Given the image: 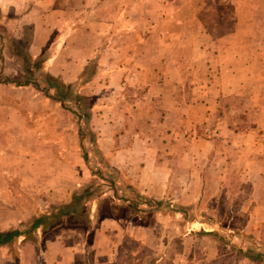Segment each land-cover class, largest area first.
I'll list each match as a JSON object with an SVG mask.
<instances>
[{"label":"rangeland","instance_id":"rangeland-1","mask_svg":"<svg viewBox=\"0 0 264 264\" xmlns=\"http://www.w3.org/2000/svg\"><path fill=\"white\" fill-rule=\"evenodd\" d=\"M32 2L0 0V78L38 81L45 86L48 73L43 69L44 54L34 57L33 53H28V48L18 46L14 49L9 41V38L19 41L23 35L26 24L21 16ZM66 3L70 4V1L61 0L59 5L67 23L78 20L77 8L73 13V5L80 6L82 16L88 17L89 0H76L71 6ZM117 7L115 24L120 31L113 39L103 42L96 53L89 52L93 59L80 77L81 85L73 84V90H80L84 82L95 75L94 64L104 57L105 45L133 46L136 34L125 29V14L117 11ZM128 7L134 12L144 10L148 5L130 0ZM176 11L184 31L173 37L171 46L176 53H161V56L162 59L173 56L182 68L177 83L165 87L166 96H171L174 102L158 104L163 108L170 106V111L159 117L164 119L163 128H174L175 134H185L186 128L187 134L192 131L188 138L196 144L188 147L192 148V170L188 172L186 164L190 162L184 159L187 138L177 136L179 149L172 155L174 159H180L173 166L179 171L177 177L166 182L158 206L146 205L135 214L122 201H117L126 196L123 192L129 185L126 174L119 170L110 176V171L105 168L106 158L97 157L95 147L90 144L88 128L96 138L103 128H108L105 122L109 119L96 117L94 124L82 125L85 128L82 150L78 145L76 149L66 148L69 152L64 157L66 168L72 167L69 171L78 174L74 163L80 156L83 183L76 191L98 186L104 196L87 206L90 223L79 226L81 233L78 238L75 236L77 243L81 241L78 264H228L232 259L227 253H244L249 248L257 250L264 260V128H261L264 125V54L252 51L264 45V0H195L193 5L182 4ZM37 13L43 17V9ZM145 17V14L138 16V26L142 30L138 34L146 33L149 28L150 19ZM152 20L156 22L152 18L150 23ZM191 29L195 32L193 37L188 35ZM204 30H208V35H199ZM197 46L208 47L207 53L193 52L192 48L197 50ZM193 60L202 62L204 68H187ZM221 64L227 66L226 73L220 74ZM231 73H237L239 89L235 94L219 97L220 83L228 80ZM220 75L222 78L219 79ZM231 90L229 88L228 92ZM117 91L127 97L121 100V105L125 106L122 116L127 128L138 126L140 120L134 119L128 111L131 91ZM100 95L99 98H86L89 111L100 110L105 105L108 92L102 89ZM57 106L59 114L57 107L52 109V124L45 127V97L29 87L0 84V176L3 173L7 177L10 175L7 181L0 180V189L3 187L6 191L10 183L13 193L24 194L16 196L18 198L6 195L3 200L7 203L0 199V232L45 213V206L41 207L40 203L35 212L23 214L22 221L19 220L21 216H11L7 212L16 205L25 204L34 196L38 185L45 187V157H53L56 151L45 148L42 140L58 135L53 128H74L77 132L71 113L58 103ZM65 106L74 108L71 101ZM257 125L259 128H253ZM10 128L16 133L13 143L6 138ZM250 129H258L257 144L251 136L249 139L242 137L249 134ZM34 130L39 132L33 139L43 143L31 142L29 134ZM155 134L157 139L161 137V134ZM203 141L208 143L198 146ZM178 151L183 152L179 157L176 156ZM83 152L87 153L86 163ZM105 152L103 148V155ZM253 160L255 162L251 163ZM13 168L17 170L13 171ZM91 169L100 170L103 179L93 176ZM24 178L29 182L26 185ZM111 182L117 192L116 199L111 197ZM51 232L38 229L28 237L29 240L22 239L11 247L0 248V264H45L48 245L45 237Z\"/></svg>","mask_w":264,"mask_h":264},{"label":"crops","instance_id":"crops-1","mask_svg":"<svg viewBox=\"0 0 264 264\" xmlns=\"http://www.w3.org/2000/svg\"><path fill=\"white\" fill-rule=\"evenodd\" d=\"M60 1L33 0V5L28 6L24 10V15L21 16L26 24L24 26H31L33 32L28 53H33L34 57L43 53L45 73L53 76L60 83L81 85L80 77L93 59L89 52L93 50L96 53L103 42L105 43L108 38L113 39L115 33L117 36L120 30L116 29L117 25L115 24L116 6H118L117 11L119 10L121 14H125L123 19L126 25L125 29L136 34L135 42L130 48L121 44L116 47L108 45L106 47L105 45L103 49L104 57H100V61L97 59L94 64L95 75L91 76L87 82L85 81L84 86L79 91L84 97L94 96L95 98L101 96L102 89L108 92L105 105L100 110L90 109V123L94 124L93 120L96 117L103 120L109 119L105 122L108 128H103L104 130L98 133L100 137L98 146L101 151L103 148L106 151L104 154L106 164L117 171H123L126 174L129 186L135 189L143 199L148 198L153 202H158L163 198L161 190L166 188V182H171L179 173L173 166L180 162V159H174L172 156L174 153L176 154L175 150L179 149L177 136L184 135L187 138L185 158L182 157V159L184 158L191 163L186 164L189 168L188 172H191L193 166L192 148H188L196 145L193 140H188L192 136V131L190 132L191 135L187 134L186 128L185 134L178 135L175 134L174 128H163V126L165 127V124H162L164 119L162 121V116L161 119L159 116L163 112L167 114L170 111V106L163 108L162 105L158 104L173 101L171 96H166L165 87L177 83L179 70L182 68L173 56L169 59H162L161 56V53H176L175 48L171 46L173 37L184 31L181 21L178 20L176 9L182 4L193 5L195 0H138V2L148 5V8L134 12L128 7L130 0H89L90 8L89 11H86L87 18L82 16L80 6L73 5V13H76V8L78 13L75 14L78 20L74 21L73 24L72 22L67 23L61 16ZM69 1L70 4H66L71 6V3L74 4L76 0H66V2ZM62 7L64 8V5ZM39 9H43V17L38 16ZM143 14L146 15V20L150 19L149 28L146 33L138 34L141 30L137 22L138 16ZM185 17L187 16L185 15ZM152 18L156 21L155 23H153V20L150 23ZM71 25L74 26L71 27ZM188 35L193 37L195 35L194 30L191 29ZM199 35H208V30L202 31ZM207 50L208 47L204 46L198 47L197 50L192 48L193 52L207 53ZM252 51L264 54V45ZM196 61L193 60L187 68H204L202 62L197 63ZM96 62H98L97 65ZM262 63L264 67V62ZM226 68L225 64L224 66L221 64L219 67L220 74L226 73ZM237 77V73L233 75L231 73L228 80H223L220 83L221 86L218 92L221 96L219 97L223 98L237 93V89H239ZM220 78H222V75L219 76ZM194 82L197 81L192 83ZM229 88L232 90L228 92ZM120 89L131 91L128 111L131 112V115H134V119L138 118L140 120L139 125L134 126V128H127V124L123 120L122 114L125 106L121 105L123 103L121 100L127 97H122L121 93L117 91ZM55 107H57V114H59L57 103L45 98V127L52 124V109ZM156 125H159V128H154ZM253 128H259V126ZM261 128H264V125ZM53 130L58 133L57 136H46L45 140H42L45 141V148L55 149L56 151L53 157L51 155H48L49 159L45 157V187L38 185L39 187L37 186V189L33 192L34 196L27 199L25 204L16 205L14 209L7 212L11 216H21L20 221L24 219L23 214L27 215L35 212L40 207L38 206L39 203L41 207L45 206V213L52 206L68 203L83 183L80 156H78L79 160L74 163L78 168V174L75 171H69L72 167L67 170L64 160L65 153H69L66 151L67 147L76 149L78 145L79 148L75 129L53 128ZM37 132L39 131L34 130L31 134H29L30 132L26 133L31 136L33 144L43 143L38 139H33L34 134ZM155 132L161 134V137L157 139ZM257 132L258 129H250L249 134H244L242 137L245 136L249 139L251 136L253 140H256L254 144H257ZM15 134L10 128L6 135L10 143L16 142ZM67 141L70 143H67ZM203 142L199 143L198 146H204L205 143H208L207 141ZM179 154L181 155L183 152L178 151L176 156L179 157ZM253 162L255 161H251V163ZM74 165L73 167H75ZM16 170L17 168H13V171ZM47 170L49 174L46 173ZM186 170L188 169L186 168ZM188 172L185 173L186 180L188 179ZM8 177L3 173L0 180L7 181ZM24 180V185L29 183L25 178ZM21 190L23 191L22 188ZM8 194L11 198L24 196V194L13 193L10 183L6 191H3V187L0 189V199L3 203H7L3 198ZM111 197L113 198V191ZM133 198L132 195L128 194L125 196L124 201L118 199L117 201H122L126 208L132 210L131 208L135 207L133 205L136 202ZM144 204H138L136 208L146 207ZM132 211L135 214L138 213V211ZM52 231L49 236L45 237V243H48L47 248H45V264H78L81 241L77 243L79 237L77 235L81 233L80 227H60V229L57 228ZM22 239L20 238L18 241ZM69 240L73 241L69 242ZM135 240L139 241L138 238H135ZM227 243L233 245L231 242L227 241ZM227 254H229L227 257L232 259L231 263L228 264H259L244 258L241 253Z\"/></svg>","mask_w":264,"mask_h":264},{"label":"trees","instance_id":"trees-1","mask_svg":"<svg viewBox=\"0 0 264 264\" xmlns=\"http://www.w3.org/2000/svg\"><path fill=\"white\" fill-rule=\"evenodd\" d=\"M1 21V16H0ZM33 37L32 27L31 26H25L23 28V35L21 36L20 40L17 41L13 38H9V41L14 49H17L18 46L29 48L31 41ZM17 47V48H15ZM2 60V56L0 54V61ZM23 62L25 60L23 59ZM46 82L47 84L43 86L38 81H30L26 80L24 82L19 81H13L9 78H0V84H10L16 87H29L33 90H35L37 93H40L43 97L58 103L64 110H67L71 113L72 117L75 119L76 124V135L79 143V148L82 150V143H83V137H84V129L82 128V125L88 126L90 123V111L89 107L85 105L86 98L83 95H81L80 91L73 90V85L63 84L60 83L57 79H55L53 76L46 74ZM72 102L74 108H68L65 106L66 102ZM88 131L90 132V144L95 147L94 153L97 157H105L100 150L98 146V139L99 136L95 138L93 135V132H91L88 128ZM83 159L85 163L87 162V153L83 152ZM105 168H107L110 171V176H112V173L117 172L116 169H113L109 167L108 164H105ZM92 175L96 176L100 179L102 177V174L100 173V170H92L90 171ZM98 186H94L93 188H82L79 191H75V193L72 195L70 201L66 204L62 205H56L52 206L46 213L39 214L33 216L32 219L28 220L27 222L7 229L5 231L0 232V248H8L13 246L17 243L18 239L23 238V240H29V236L31 234L35 233L36 230H54L56 228L60 227H76V226H84L89 225L90 223V216L87 215L86 209L87 206L95 201H99L103 198L104 193L100 191ZM123 189V192L125 191V195L128 194L132 195L134 200L136 201L132 207V210L139 211L141 208L137 209L136 207L138 204L142 205V203H145L144 205H148L149 207L152 206H158L157 202H153V200H150L148 198H142L139 196L137 191L133 189L131 186L127 185ZM114 185L111 182L110 190L113 191V198H117V192H114ZM119 200H125V196H121ZM225 242V240H223ZM248 250V251H247ZM246 252L242 253V256L249 261L256 262V263H263L264 260L261 257V254L254 250L253 248L247 249ZM264 255V252H263Z\"/></svg>","mask_w":264,"mask_h":264}]
</instances>
